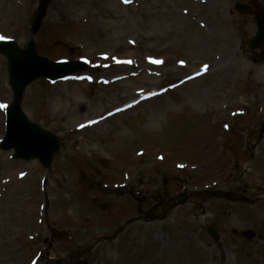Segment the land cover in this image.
I'll return each mask as SVG.
<instances>
[{
	"label": "rangeland",
	"instance_id": "rangeland-1",
	"mask_svg": "<svg viewBox=\"0 0 264 264\" xmlns=\"http://www.w3.org/2000/svg\"><path fill=\"white\" fill-rule=\"evenodd\" d=\"M37 1L0 0V40L26 46ZM235 2L264 4L52 2L34 37L37 53L50 61L84 60L91 69L76 82L36 81L24 93L22 112L55 135L60 150L49 169L0 151V264H45L50 229L58 232L50 258H67L174 196L200 192L164 222L133 223L76 264H194L193 251L176 262L160 253L168 226L190 233L188 222L213 251L207 264L226 257L230 264H264V60L260 49L249 50L255 25L232 10ZM179 59L189 68L204 64L209 74L180 86L188 67ZM105 73L111 84H95ZM155 89L165 92L112 122L73 132L133 93ZM11 96L0 56V140ZM210 227L217 243L206 234ZM156 232L163 241L152 246Z\"/></svg>",
	"mask_w": 264,
	"mask_h": 264
},
{
	"label": "water",
	"instance_id": "water-1",
	"mask_svg": "<svg viewBox=\"0 0 264 264\" xmlns=\"http://www.w3.org/2000/svg\"><path fill=\"white\" fill-rule=\"evenodd\" d=\"M52 0H41L36 19L34 20L32 32L36 33L40 27L42 18L48 4ZM246 13H249L246 11ZM264 14V13H263ZM258 17L257 22L259 26V33L256 39V44L260 43L264 37V17ZM0 52L4 54L8 60L9 81L13 90V103L8 110L7 120V137L3 143V149L14 148L16 156L23 159H31L39 157L43 158V163L48 165L52 154L58 149V142L53 137L42 131L37 127L32 126L21 118L20 103L22 93L25 87L36 77L49 76L58 78L66 73L65 68H56L49 65L46 61L38 59L34 54V46L30 44L26 51H19L14 44H1ZM69 68L68 70H71ZM64 70V71H63ZM186 202V197H181L177 203L183 204ZM171 203H176L172 200ZM171 204H165L160 207L162 214L157 218L163 219L165 211ZM116 235V234H115ZM110 239V238H108ZM216 239V236L214 237ZM50 247V246H49ZM52 264H61L62 261H51Z\"/></svg>",
	"mask_w": 264,
	"mask_h": 264
},
{
	"label": "bare ground",
	"instance_id": "bare-ground-1",
	"mask_svg": "<svg viewBox=\"0 0 264 264\" xmlns=\"http://www.w3.org/2000/svg\"><path fill=\"white\" fill-rule=\"evenodd\" d=\"M199 45L200 44H198V46ZM100 78L103 79V80H100L98 82L99 84L103 83L104 81H107L110 78V75L109 74H103V75L100 76ZM145 103H147V102H145ZM141 105H144V103L141 102L136 107L138 108ZM136 107H133L131 109L133 110ZM123 115L124 114L118 113V114H115V115H112V116H107L106 118L96 122L97 125L95 124V122L89 121V122H87L85 124H82V125H79L77 128H75V132H76L77 135H82L85 132L90 131L91 129H93L95 127V125L99 126V125H102V124H105V123L112 122L113 120H115L117 118H120ZM98 117H100V116H98ZM0 125H1V121H0ZM196 225L197 224H195L194 222H188L187 223V227L193 228L190 231V233H189V229H186V228L185 229L180 228V230H177L174 226H171V225L168 226V229H167V231L165 233V235H167V237L164 236V240H165L164 243H166L167 249H166L165 252H164L163 249L160 252L165 257V260H167L168 262L174 260L176 262V260L178 258L179 259H182V258H186L187 259L189 251H193L196 255H198L197 259L194 260L195 261L194 264H207L205 262L206 256L209 255V256L213 257L214 254H213V251L211 249L207 248L204 244H201L199 242L198 238L194 235L193 231H194ZM149 234H151V231L146 229L145 230V236L149 235ZM159 237H160V240L163 241V236L162 235L159 236L158 233H157L155 236H153L151 238L150 241L148 240V243H153L152 246H156L158 244V242H159V239H158ZM253 241L257 242V239L254 238ZM150 249H154V251H155L156 248L155 247H151ZM230 251L231 250H226L227 255H229ZM219 257H221V255H219ZM224 264H230L229 257L225 258Z\"/></svg>",
	"mask_w": 264,
	"mask_h": 264
},
{
	"label": "snow or ice",
	"instance_id": "snow-or-ice-1",
	"mask_svg": "<svg viewBox=\"0 0 264 264\" xmlns=\"http://www.w3.org/2000/svg\"><path fill=\"white\" fill-rule=\"evenodd\" d=\"M156 63H159L158 61H156Z\"/></svg>",
	"mask_w": 264,
	"mask_h": 264
}]
</instances>
